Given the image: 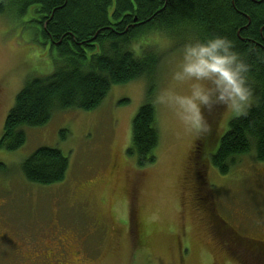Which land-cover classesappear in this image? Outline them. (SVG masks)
<instances>
[{"label":"rangeland","instance_id":"1","mask_svg":"<svg viewBox=\"0 0 264 264\" xmlns=\"http://www.w3.org/2000/svg\"><path fill=\"white\" fill-rule=\"evenodd\" d=\"M33 11L23 17L12 12L0 16V139L26 81L48 77L55 70L49 43L37 24H29ZM187 42L154 33L129 46L138 58L147 51L163 57L154 102L160 134L154 165L139 170L135 157L127 154L132 121L146 101L145 78L112 87L93 112L55 111L46 125L24 128L26 143L16 151L0 148V230L8 233L14 248L0 243V264H11V253L32 240L38 245L43 237L63 242L70 234L94 241L96 248L100 229L106 241L99 258L88 264H264V255L256 256L248 243L217 225V218H222L244 239L264 242V163L251 155L237 158L226 176L208 165L204 180L209 191L199 193L187 178L197 135L185 131L168 103L158 102L169 90L181 95L189 91L190 84L178 85L172 79ZM253 104L251 98L248 109ZM209 115L220 119L217 140L238 117L224 106L213 113L206 109L204 116ZM40 148L58 149L67 157L69 168L62 182L40 186L24 179L22 162ZM201 156L208 159V154ZM134 186L137 194L132 196ZM131 215L141 224L139 236ZM114 224L120 231L109 251L107 231ZM36 252L33 248L23 254H34L35 264H62L58 253H44V263L35 259Z\"/></svg>","mask_w":264,"mask_h":264},{"label":"trees","instance_id":"2","mask_svg":"<svg viewBox=\"0 0 264 264\" xmlns=\"http://www.w3.org/2000/svg\"><path fill=\"white\" fill-rule=\"evenodd\" d=\"M31 8L35 16L29 24H37L49 43L55 70L48 77L27 80L16 95L0 139L3 150L13 152L24 146L23 129L46 125L53 112H93L112 87L145 78L146 101L132 121L127 154L135 157L139 170L154 165L160 141L154 102L163 57L147 51L138 58L129 49L131 42L154 33L188 42L220 35L250 66L247 82L254 104L246 115L233 119L218 140L220 119L205 117L209 131L197 136L187 178L197 187L195 172L199 174L203 166L205 174L211 165L226 176L237 158L251 155L255 162L264 163V0H0V16L12 12L23 17ZM215 108L219 111L222 105H215L210 113ZM204 154L208 159L201 158ZM20 168L27 182L51 186L65 179L69 162L58 149L40 148ZM202 178L199 193L208 190ZM217 220L230 237L248 243L256 256L264 255L263 242L243 240L222 218Z\"/></svg>","mask_w":264,"mask_h":264},{"label":"clouds","instance_id":"3","mask_svg":"<svg viewBox=\"0 0 264 264\" xmlns=\"http://www.w3.org/2000/svg\"><path fill=\"white\" fill-rule=\"evenodd\" d=\"M249 71L250 66L227 37L194 39L183 46L172 75L176 84H190L188 93L169 90L158 102L172 107L186 132L201 135L209 131L204 109L222 105L236 116L246 115L252 95L247 82Z\"/></svg>","mask_w":264,"mask_h":264},{"label":"flooded vegetation","instance_id":"4","mask_svg":"<svg viewBox=\"0 0 264 264\" xmlns=\"http://www.w3.org/2000/svg\"><path fill=\"white\" fill-rule=\"evenodd\" d=\"M2 84H0V97L2 94ZM218 106V105H217ZM193 165L195 168L198 169L199 163L197 161L193 160ZM200 168V166H199ZM196 171V170H195ZM199 174L196 171V186L200 187V182L203 179L202 176L205 175V169L204 166L200 168ZM203 174V175H202ZM201 189V187L199 188ZM130 194L132 196H135L137 194V188L134 186L132 188ZM131 221L134 226L138 227L135 228L136 234L139 236L141 232V224L135 223L136 217L131 215ZM113 227L108 226L107 235L110 241V248L111 250L112 246L116 244L117 242V236L119 234L120 229L117 225H112ZM98 228H95V230ZM98 233V242L96 248L94 247V241H81L77 237L74 239V237L70 234H67L65 238L62 240L63 242L57 241V239H53V241L48 240L46 237H43L40 244H35V241H29V243H25L21 249H16L15 253H11V264H35L33 262V255L34 254H23L27 249H37L39 252H36L35 259H37L39 262L43 261L48 262V258L44 255V253H58L61 259L62 264H88L91 261L97 260L99 258L101 249L100 246L105 243L106 236L104 232L100 230H96ZM95 231V233H96ZM136 235V236H137ZM44 240L47 241V243H44ZM10 242L8 239V233L5 231L0 230V243L8 247L10 250H13L14 248H10ZM140 243H143L142 239H139ZM91 243V245H90ZM25 250V251H23ZM40 253V254H39ZM95 253V255H93Z\"/></svg>","mask_w":264,"mask_h":264}]
</instances>
